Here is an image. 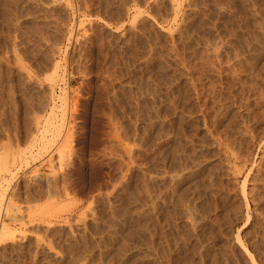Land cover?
I'll return each mask as SVG.
<instances>
[{
    "label": "rangeland",
    "instance_id": "obj_1",
    "mask_svg": "<svg viewBox=\"0 0 264 264\" xmlns=\"http://www.w3.org/2000/svg\"><path fill=\"white\" fill-rule=\"evenodd\" d=\"M263 196L264 0H0V264H264Z\"/></svg>",
    "mask_w": 264,
    "mask_h": 264
},
{
    "label": "bare ground",
    "instance_id": "obj_2",
    "mask_svg": "<svg viewBox=\"0 0 264 264\" xmlns=\"http://www.w3.org/2000/svg\"><path fill=\"white\" fill-rule=\"evenodd\" d=\"M178 8V7H177ZM176 8V9H177ZM63 89V88H62ZM62 98V97H61ZM61 105V104H60ZM62 106V105H61ZM248 107V106H247ZM214 108V107H213ZM53 111V110H52ZM57 115V114H56ZM216 116V115H215ZM63 119V118H62ZM53 125V124H52ZM218 125V124H217ZM54 126V125H53ZM224 127V126H223ZM60 128V127H59ZM61 129V128H60ZM224 135V134H223ZM228 139V138H227ZM222 140V139H221ZM227 143V142H226ZM219 147V146H218ZM227 147V146H226ZM230 149H231V147H230ZM232 149H234V148H232ZM222 150V149H221ZM229 150V149H228ZM236 150V149H235ZM207 156V155H206ZM220 157V156H219ZM221 160V159H220ZM226 160V159H225ZM225 160H224V162H225ZM185 162V161H184ZM5 168V167H4ZM235 168V167H234ZM5 171H6V169H5ZM8 171H9V169H8ZM7 172V171H6ZM238 172V171H237ZM174 173V172H173ZM180 173V172H179ZM176 174V173H175ZM178 175V174H177ZM246 176V175H245ZM6 181H9V180H6ZM236 181V180H235ZM6 183H8V182H6ZM242 185V184H241ZM195 189V188H194ZM252 190V189H251ZM176 191V190H175ZM173 192V191H172ZM231 192V191H230ZM264 197V196H263ZM10 198V197H9ZM166 200V199H165ZM188 200V199H187ZM253 200V199H252ZM167 202V201H166ZM1 203H2V201H1ZM9 204H11V203H9ZM185 204V203H184ZM1 207V206H0ZM2 208V207H1ZM9 208V207H8ZM4 210H5V208H4ZM191 210V209H190ZM11 211V210H10ZM190 212V211H189ZM185 213V212H184ZM7 215V214H6ZM189 216V215H188ZM217 217V216H216ZM215 218V217H214ZM195 219V218H194ZM3 222L0 220V240H1V238H2V236L4 235V232H5V230H6V228H5V230H4V227H5V223H3ZM192 223V222H191ZM168 224V223H167ZM4 225V226H3ZM192 227V226H191ZM248 233V232H247ZM245 234V233H244ZM239 236V235H238ZM238 239V238H237ZM150 242V241H149ZM255 245V244H254ZM197 248V247H196ZM173 253V252H172ZM232 254V253H231ZM255 254V253H254Z\"/></svg>",
    "mask_w": 264,
    "mask_h": 264
}]
</instances>
